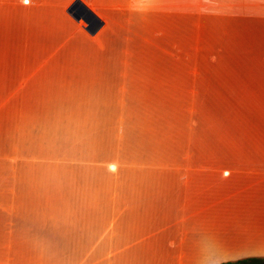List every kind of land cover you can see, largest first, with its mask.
<instances>
[{"label": "crops", "instance_id": "1", "mask_svg": "<svg viewBox=\"0 0 264 264\" xmlns=\"http://www.w3.org/2000/svg\"><path fill=\"white\" fill-rule=\"evenodd\" d=\"M128 8L0 0V264H201L207 238L227 261L264 256V153L166 154L162 109L116 55L258 44L264 0Z\"/></svg>", "mask_w": 264, "mask_h": 264}, {"label": "rangeland", "instance_id": "2", "mask_svg": "<svg viewBox=\"0 0 264 264\" xmlns=\"http://www.w3.org/2000/svg\"><path fill=\"white\" fill-rule=\"evenodd\" d=\"M116 55L126 87H148L143 103L162 109L166 154L264 153V33L258 44H117Z\"/></svg>", "mask_w": 264, "mask_h": 264}, {"label": "clouds", "instance_id": "3", "mask_svg": "<svg viewBox=\"0 0 264 264\" xmlns=\"http://www.w3.org/2000/svg\"><path fill=\"white\" fill-rule=\"evenodd\" d=\"M154 0H129L130 12L138 15L147 14L151 11ZM229 253L223 250L213 239L207 238L202 245L201 264H226Z\"/></svg>", "mask_w": 264, "mask_h": 264}, {"label": "trees", "instance_id": "4", "mask_svg": "<svg viewBox=\"0 0 264 264\" xmlns=\"http://www.w3.org/2000/svg\"><path fill=\"white\" fill-rule=\"evenodd\" d=\"M226 264H264V256H250L227 261Z\"/></svg>", "mask_w": 264, "mask_h": 264}, {"label": "snow or ice", "instance_id": "5", "mask_svg": "<svg viewBox=\"0 0 264 264\" xmlns=\"http://www.w3.org/2000/svg\"><path fill=\"white\" fill-rule=\"evenodd\" d=\"M25 2H27V0H25Z\"/></svg>", "mask_w": 264, "mask_h": 264}]
</instances>
